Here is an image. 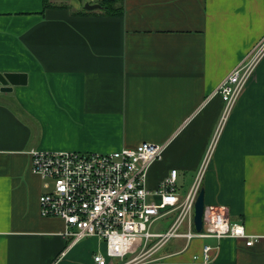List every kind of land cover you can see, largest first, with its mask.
Masks as SVG:
<instances>
[{
  "label": "crops",
  "instance_id": "crops-1",
  "mask_svg": "<svg viewBox=\"0 0 264 264\" xmlns=\"http://www.w3.org/2000/svg\"><path fill=\"white\" fill-rule=\"evenodd\" d=\"M46 1L0 0V264H95L102 246H69L63 222L40 216L31 151L141 143L166 145L149 190L176 170L184 197L202 168L204 210L249 237L164 247L143 264H199L204 245L218 247L209 264H264V54L204 165L223 109L215 92L264 39V0H122L118 16L84 9L95 0Z\"/></svg>",
  "mask_w": 264,
  "mask_h": 264
},
{
  "label": "built area",
  "instance_id": "built-area-1",
  "mask_svg": "<svg viewBox=\"0 0 264 264\" xmlns=\"http://www.w3.org/2000/svg\"><path fill=\"white\" fill-rule=\"evenodd\" d=\"M263 54L264 39L218 86L215 94L221 98L223 109L204 165ZM165 148L162 144L141 143L133 149L105 154L31 151V170L43 182L38 201L40 216L63 222L69 246L86 238L99 239L106 254L96 253L95 264L153 262L157 260L153 257L173 239L184 240L186 248L197 239L249 238L223 210H204L202 229L194 230L193 207L200 191L202 168L184 197L176 192V170H171L155 190L147 188L148 170L162 160ZM168 217L164 231L155 229L157 222ZM252 243L250 239L246 245ZM217 250V246L204 245L193 262L209 264Z\"/></svg>",
  "mask_w": 264,
  "mask_h": 264
},
{
  "label": "water",
  "instance_id": "water-1",
  "mask_svg": "<svg viewBox=\"0 0 264 264\" xmlns=\"http://www.w3.org/2000/svg\"><path fill=\"white\" fill-rule=\"evenodd\" d=\"M99 5H89L85 4L84 9L87 11H93L99 9ZM10 76L9 75H0V84L2 85V91L9 90L7 84L9 83ZM203 212H204V198H203V190L200 189L197 198L193 207V226L196 232H200L202 229V220H203Z\"/></svg>",
  "mask_w": 264,
  "mask_h": 264
},
{
  "label": "rangeland",
  "instance_id": "rangeland-1",
  "mask_svg": "<svg viewBox=\"0 0 264 264\" xmlns=\"http://www.w3.org/2000/svg\"><path fill=\"white\" fill-rule=\"evenodd\" d=\"M96 1V0H95ZM210 160V159H209ZM208 165V164H207ZM207 165H206V167H205V169H204V172L203 173H205V170H206V168H207ZM186 186H188V183H185V187L184 188H186ZM185 189H182V191H184ZM182 193H184V192H182ZM170 221V217H168V218H165V219H163V220H160L159 222H157L156 223V225L154 226L155 227V229H160V230H162V231H164L165 229H166V227L168 226V222ZM184 245H185V241L184 240H180V239H173V240H171L169 243H168V245L164 248V250L166 251V250H175V249H182L183 247H184ZM100 253L101 254H103V255H105L106 254V247H105V245L102 243V246H101V248H100ZM117 262V261H116Z\"/></svg>",
  "mask_w": 264,
  "mask_h": 264
},
{
  "label": "trees",
  "instance_id": "trees-1",
  "mask_svg": "<svg viewBox=\"0 0 264 264\" xmlns=\"http://www.w3.org/2000/svg\"><path fill=\"white\" fill-rule=\"evenodd\" d=\"M46 3L47 1L44 0L45 7ZM96 3L100 6L98 11L105 16H118L121 13L122 0H96Z\"/></svg>",
  "mask_w": 264,
  "mask_h": 264
}]
</instances>
